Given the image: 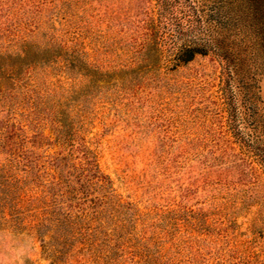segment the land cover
<instances>
[{
	"label": "rangeland",
	"instance_id": "obj_1",
	"mask_svg": "<svg viewBox=\"0 0 264 264\" xmlns=\"http://www.w3.org/2000/svg\"><path fill=\"white\" fill-rule=\"evenodd\" d=\"M251 53L194 0H0V264H264Z\"/></svg>",
	"mask_w": 264,
	"mask_h": 264
},
{
	"label": "trees",
	"instance_id": "obj_2",
	"mask_svg": "<svg viewBox=\"0 0 264 264\" xmlns=\"http://www.w3.org/2000/svg\"><path fill=\"white\" fill-rule=\"evenodd\" d=\"M194 2L208 30L229 33L230 37L240 38L242 42L250 44L251 59L256 68L253 75L264 74V1L194 0ZM196 53L193 50L192 56ZM250 74L247 78H250ZM252 79L255 80V76Z\"/></svg>",
	"mask_w": 264,
	"mask_h": 264
}]
</instances>
